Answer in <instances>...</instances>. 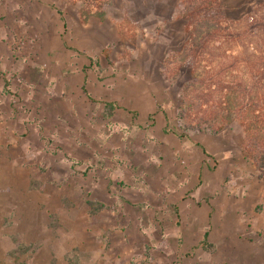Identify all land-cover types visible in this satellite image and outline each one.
Here are the masks:
<instances>
[{"label": "rangeland", "instance_id": "1", "mask_svg": "<svg viewBox=\"0 0 264 264\" xmlns=\"http://www.w3.org/2000/svg\"><path fill=\"white\" fill-rule=\"evenodd\" d=\"M220 1L226 18L239 20L251 15L264 0ZM178 6L179 0H0V69H5L1 59L39 61L45 51L43 45L55 39L57 52L70 56L72 81L70 92L53 91L52 85L45 84L49 78L45 66H38L35 82L33 75L32 80L17 68H8L5 78L10 86L7 90L0 88V132L9 134L34 124L33 132L38 131L41 147L46 139L49 149L66 150L68 156L84 161L69 168L61 153L49 154L43 149L38 158L15 159L18 164L33 166V170L28 167L29 173L23 177L16 173L4 188L9 197H15L13 205L17 208L7 215L8 222L12 224L19 217L24 225L37 222L39 227L24 226L16 237L32 245H26V252L15 248L14 256L9 245L1 264H130L144 259L146 247L147 264H264V176L259 178L257 168L243 155L244 132L238 122L225 125L215 135L190 133V139L198 141L211 155L201 154L205 161L200 162V174L194 173L192 180H187L178 168L183 164L179 143L181 149L187 147L172 133L165 136L162 131L161 136L167 139L163 157L151 164L147 157L146 171H142L139 157L159 146L160 124L158 121L148 131L135 127L131 139L140 168V185L135 186L131 178V212L116 208L107 194V189L120 190L123 173L119 179L113 171L98 169L100 160L106 165L111 163L109 151L117 139L107 134L106 121L102 125L101 108L87 102L86 92L81 89L82 74L90 69L96 74L102 71L104 101V95L109 98L112 94L106 87L113 79L105 74L111 75L110 70L117 68L124 75L130 68L131 78H118L130 79L136 91L135 103L151 109L145 128L153 125L150 121L157 113L155 105L171 118L182 86L189 79L186 69L176 80L163 75L165 60L186 38ZM56 10L65 17L64 29ZM9 101L14 104L8 105ZM96 135L104 137V148L98 149L97 156L92 150V144L100 141ZM87 142L91 148L86 147ZM85 164L95 169L83 172ZM185 181L197 183L198 189L187 196L190 202L193 198L202 205L194 202L190 213L185 201L182 219L175 220L166 203L182 196ZM147 183L160 189L159 196L150 198L145 190ZM87 200L103 201L107 208L91 216ZM155 200L165 203L166 208L155 210ZM175 221L179 222L177 227ZM206 231L209 246L203 249L198 242ZM12 240L9 237V243L13 244Z\"/></svg>", "mask_w": 264, "mask_h": 264}, {"label": "crops", "instance_id": "2", "mask_svg": "<svg viewBox=\"0 0 264 264\" xmlns=\"http://www.w3.org/2000/svg\"><path fill=\"white\" fill-rule=\"evenodd\" d=\"M41 1V0H37ZM53 8V7H50ZM59 13L60 19L62 21V28H66L67 24L65 23V17L63 16V13L59 10H56ZM43 48H45V51L42 54V57L39 58V61L35 62L34 59H30L27 63H25V58H19L16 59L15 62H13L11 59L3 60L1 59V62L5 66V69H0V80L2 83H0V88L6 89L10 86L9 80L7 76V69L12 67L17 68L19 72L24 74L25 76H31L35 77L34 82L37 80V77L39 75V68L38 66H45V69H47L49 78L46 80V85H52L53 91L58 92H64L68 93L72 89V81H71V60L70 56L66 55L62 52H57L56 50V44L55 39L52 41H47L45 45H43ZM84 55H87L86 53H83ZM29 68H31V71H29ZM128 74L127 76H130L131 78V69H127ZM5 72V73H4ZM102 74V71L100 72H94L90 69V71L82 74V85L81 89L82 91L86 92V98L87 102L90 104H93L96 107H100L101 114L100 119L102 122V125L107 128V134L112 137V139H117V142L113 143V146L111 147L109 151V156L112 157V161L109 165L101 163V160L99 162V168L100 170L107 169L108 171H113L115 176H118L119 179H122L123 173V184L120 185L119 189H114L115 191H112L111 189H107L108 198L110 199V203L113 204L116 208L119 209V207H122L128 212H131V178H134L135 186L139 184L138 179L140 180L139 175H137L139 168V163L135 161V152L132 148L133 147V139H131V132L134 130L135 127L138 128H144V131H148V129H151L152 127H155L157 125V122L159 121V127L157 137L159 139L158 145L156 146L154 150L149 148L146 151V156H140L141 163L144 165V170L146 171V160L147 157H149V163H154L156 158L160 160V157H163V151L162 147L167 146V139L165 137L161 136L162 133L166 136L165 133H172L178 142H181L184 146L187 147V149H181V145L179 143L178 151L182 153L181 156V164L180 169L183 170L184 176L188 179L194 178V173H197L199 176L200 174V162L204 159L201 158L202 155L206 156V149H202L199 146V142L194 140L192 141L190 133L187 137L179 138L177 134L173 133L171 131V125H172V118H171L165 111H160L155 105V119L153 121H150V123H153V125H148V128H145L148 124V116L151 109H147L145 106H140L135 103V95L136 91L131 88V80H121L118 78V76H124L121 75V69L112 68L110 70V74H105L106 76H112V85L110 87H106L107 90H111V96L109 98H105L104 95V101L101 97L103 95L102 92L105 90V85L103 82V79L100 78ZM121 82V83H120ZM46 89V88H45ZM132 92V93H131ZM9 104H14L13 101H9ZM162 115V116H161ZM13 124V123H12ZM32 127L30 128L29 125L27 129L22 128L23 130L18 131H11L9 134H4L0 132V264L3 260V253L7 251L10 245L9 252L15 250L17 248V244H24V245H32L31 243H22L19 242L18 238L16 237L18 234L23 232L24 226L27 228H36L39 227V223H32L31 225L27 223V225H24V223L20 222V218L17 217L14 223L8 222V214H11L13 211V208L15 207L13 199L15 197H9L7 194V191L4 189L7 187L8 183H11L12 178H16V173H19V177H23V174L25 172H28V167H31L33 170V166L25 165L24 164H18L15 161L17 160V157H31L32 159L34 157L40 156V149H43L44 152H48L49 154H55L61 153V155L64 157L63 159L68 164V167L71 168V166H77L84 164V161L81 159H78L77 157L68 156L70 154L67 153L65 150L64 152L60 151V149H49L48 146V140H44V144L41 147L40 144V135L37 132H33V126L34 124H31ZM15 127V125H14ZM28 130V131H26ZM160 130V132H159ZM102 129V133H103ZM204 133L205 132H201ZM209 135L211 133L206 132ZM133 134V133H132ZM215 135V134H213ZM115 137V138H114ZM96 138H99V142L96 144H92V150H94V154L97 156L100 152L98 149L104 148V137L103 135H96ZM71 137L69 138V140ZM29 140L33 144V148H29ZM93 141V137L90 139ZM47 141V142H46ZM71 141V140H70ZM186 141V142H185ZM189 142L190 145H187ZM191 142V143H190ZM67 145V144H66ZM97 146V149H93V147ZM87 148H91L90 143H86ZM173 149V148H172ZM50 150V151H49ZM171 150V149H169ZM66 153V154H64ZM202 154V155H201ZM207 157L211 158V155L207 154ZM33 161V160H32ZM205 161V160H204ZM209 163V162H207ZM39 165V163L37 164ZM103 166H110L111 168H106ZM89 169L94 170L95 167H92L91 165L85 164V168L83 169V172ZM211 167L207 164V171H210ZM134 174V175H133ZM132 176V177H131ZM144 176H148L144 174ZM154 177H156L154 175ZM128 179V181H127ZM150 180L153 179L152 172L150 173ZM199 180V179H198ZM109 182V180H108ZM112 182H114L112 180ZM145 184V182H144ZM140 185V184H139ZM109 186V185H108ZM123 186V187H121ZM112 187V186H111ZM151 198V196H159L160 189L158 187H153L152 184L147 183V186H145ZM198 189V185L195 182H186L183 183L181 187V197L178 196V198H173L168 201V204L170 206V214H172L173 218L175 220L182 219V213H181V206L184 204L185 201L187 206L191 208L190 213L193 212V209L195 207V201L193 198H191V202L188 200V194L191 192L196 191ZM186 196V197H184ZM144 201V200H142ZM142 201H139L138 203H141ZM208 201V199H206ZM21 202H23V199H21ZM145 202V201H144ZM155 210L165 209V203L159 202V200H155ZM199 202H197L198 204ZM86 204L88 206V214L91 216L96 215L97 213L101 212L102 210L106 209V205L103 201L100 200H87ZM133 204V203H132ZM199 205H202L199 203ZM58 209H63L60 206H57ZM17 211V208H14ZM69 215L70 211H67ZM117 215H120V212L116 209ZM208 214V213H207ZM18 215V214H17ZM211 215V213H210ZM64 216H66L64 214ZM130 218V217H129ZM44 224H48V217L45 215L43 217ZM176 224V221H175ZM179 224V222H177ZM176 224V227H177ZM62 228V227H59ZM181 228V227H180ZM182 232V231H181ZM207 234L208 239V231L204 232V234ZM9 237H13V244L9 243ZM203 238V236H202ZM201 241V240H200ZM199 241V242H200ZM198 242V247H200ZM208 242V241H207ZM44 250V249H43ZM54 264V261L52 262ZM71 264V263H70Z\"/></svg>", "mask_w": 264, "mask_h": 264}, {"label": "trees", "instance_id": "3", "mask_svg": "<svg viewBox=\"0 0 264 264\" xmlns=\"http://www.w3.org/2000/svg\"><path fill=\"white\" fill-rule=\"evenodd\" d=\"M178 10L185 22L186 38L165 60L163 75L176 80L186 69L189 79L173 111L171 131L179 138L196 132L216 134L225 125L238 122L244 132L243 155L262 178L264 1L251 15L239 20L226 18L220 0H179ZM199 245L208 248L206 233ZM27 247L17 244L21 252ZM148 249L142 261L130 264H147Z\"/></svg>", "mask_w": 264, "mask_h": 264}]
</instances>
